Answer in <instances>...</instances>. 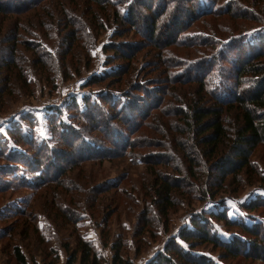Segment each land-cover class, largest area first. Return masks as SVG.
Instances as JSON below:
<instances>
[{
	"label": "rangeland",
	"instance_id": "1",
	"mask_svg": "<svg viewBox=\"0 0 264 264\" xmlns=\"http://www.w3.org/2000/svg\"><path fill=\"white\" fill-rule=\"evenodd\" d=\"M109 1L97 6L90 0H38L39 5L34 9L20 14L14 11L0 14V147L12 150L13 140L7 136L8 129L15 128L14 131H28L39 147H54L60 168L76 160V165L62 179L43 182L44 188H38L35 181L39 171L31 174L17 165L5 173L8 176L4 174L2 184L6 188L0 191V264H17L13 247L20 248L27 264H66V249H76L78 240L89 244L96 264H114L115 244L120 246V256L126 264H146L162 252L169 239L176 238L180 230L189 229L191 220L201 214L216 215L225 211L229 220H242L248 225L264 222L263 205L251 211L254 220L241 210L245 204L264 198V143L252 151L250 168L235 176L229 175L221 183L220 171L211 172L206 168V160L198 154L200 148L193 151V139L176 130L180 123L170 110L173 106L170 102L174 103L175 98L186 100L196 85L183 81L175 87L165 82L163 70L152 65L157 62L156 51L144 47L149 27L148 20L142 23L140 16L146 11L140 7L135 29L130 31L129 23H121L119 16L129 17L128 9L135 0ZM158 1L154 0V12L160 9ZM210 2L214 1L190 0L181 5L210 9ZM252 4L247 6L248 11L260 20L258 24V20L253 24L255 20L251 19L233 24L227 17L213 16L190 22L183 17L184 13L175 14L179 21L190 22L187 27L190 29L182 37L189 43L199 41V44L170 47L162 52L167 53L166 60L173 59L177 64L178 68L171 74H196L207 69L203 63L211 59L213 49L207 47L213 39L209 36L225 42L233 31L255 30L264 24V14L256 8L261 5L256 1ZM1 5L4 9L9 7L7 3ZM239 6L246 7L241 2ZM260 29L256 36L262 37V44L264 27ZM157 31L159 42L169 40L165 29L160 27ZM196 32L198 36L191 37ZM187 34L193 35L185 37ZM13 40L16 42L12 43ZM112 48L120 54L131 50L134 58L123 64L114 57ZM197 60L204 61L198 64L199 71L190 67ZM6 63L8 66H4ZM107 74L115 80L93 83L95 77L103 78ZM138 84L145 89L161 88L162 92H168L172 86L177 91L175 96L149 93L153 99L149 102L144 100L145 92L141 88L135 91L134 86ZM124 97L136 99L133 100L135 107L126 114L125 125L118 119L123 117L121 112L111 116L112 111L104 108L106 101L115 100L118 106ZM94 109L102 110L99 116L94 113L92 116ZM235 116L234 112L225 115L226 128L232 127ZM102 117L108 118V122H101ZM67 127L74 130L73 137L90 145L92 151L79 153L78 146L77 152L71 154L68 146L73 133L62 135ZM116 131L126 138L119 139L114 134ZM129 140L140 145L130 149L125 145ZM19 149L21 155L24 150L30 151L28 146L21 145L13 152ZM43 159L48 161L47 157ZM188 160L193 161L192 168L187 165ZM157 162L162 166L153 164ZM5 163L0 158V167ZM60 172L59 169L56 174ZM13 174L19 179L15 180ZM161 176L168 180L177 178L181 186L179 192L173 193L174 205L166 217L155 200V184ZM25 179L31 182L30 187L21 185ZM220 184L223 185L219 189ZM29 213L35 219L31 225L23 217ZM206 219L221 241L231 240L234 233H240L236 228H227L222 221ZM195 250L218 264H262L244 261L241 257L221 260L220 251L210 245ZM79 254L76 264H81Z\"/></svg>",
	"mask_w": 264,
	"mask_h": 264
},
{
	"label": "trees",
	"instance_id": "2",
	"mask_svg": "<svg viewBox=\"0 0 264 264\" xmlns=\"http://www.w3.org/2000/svg\"><path fill=\"white\" fill-rule=\"evenodd\" d=\"M187 1L189 2L190 0H159L157 4L160 6V9L154 12L152 8L156 1L135 0V2L132 3V7L128 9V12H130L128 14L129 17L124 14L120 15L119 21L121 23H129L130 31H132V29H135L138 13L141 10L146 11L145 15L140 16V18H142V23L146 19L148 20L146 25L149 27L146 31L148 32V41L144 42V47L152 48L156 51L157 62L152 64L155 66L154 68L157 70L162 69L163 71L161 72L164 73V81H169L172 86H180L183 81L196 85L195 91H191V95H189V98L186 100L180 101L178 98H175L177 100H175L174 103L170 102L173 104L170 110H172L174 118H177L181 126H176V130L182 134L187 133L193 139L195 143V149L193 151H197V149L200 148L198 154L200 153L206 160V168H209L211 172L219 170L222 175V183L229 175L235 176L244 171V169L250 168L252 151L259 144L264 143V42L260 44L262 37L256 36V32L262 30L260 28L264 27V24L260 23L262 25H259V28L255 30L240 29L239 31L236 30L237 32L233 31L232 34H229V38L224 40L225 42H222L221 40L223 39H220V37L215 34V32L222 31L214 29V34L220 41L218 42V40H215L214 38L216 37L213 36H209L213 38L211 42L205 38V40L209 41L207 47L210 46L213 49H211V59L207 64L203 63L207 69L200 73L197 72L194 74L190 72L184 74V72H176L172 75L171 71L178 68L176 67L177 64L173 59H171L170 62L168 59L166 60L167 53L163 55L162 52L170 47L178 49L182 46H195L199 42H196L198 38L193 39L196 43H189L182 36L190 29L187 27L191 21L194 22L204 16H213L216 18L227 17L228 21L233 24L250 19L255 20L253 23L255 24L258 20L256 23L258 24L260 20L255 19L253 13L248 11L249 8L247 6H250L256 1V3L261 5L256 7L257 10L259 13L264 14V0H213L214 2L209 3V6L211 5L210 9H193L192 6L185 8V5L182 6L181 4L187 3ZM90 2L98 6L102 3L107 4L110 1L90 0ZM136 2L138 9H136L137 7L135 6ZM240 2L246 7L239 6ZM5 3H7L9 7L4 9L1 7V4ZM13 5L17 6V8L13 7ZM37 5H39L38 0H5L0 3V14L5 13V11H14V14H20L34 9ZM253 5L254 4H252V6ZM213 6L214 8H212ZM140 7L141 10H139ZM182 13H184L183 17L189 18V23L188 21H179L177 17H174L175 14H179L180 16ZM160 27L165 29L169 40L159 42V40L156 39L157 30ZM168 28L169 33L167 31ZM197 33L199 32H196L195 35L187 34L185 37L191 35H193L191 37H195L198 36ZM252 37L254 38L252 39ZM248 40L249 44L246 43ZM15 42L16 40L12 41V43ZM201 42L203 44L207 43L205 41ZM111 50L114 52V57L123 61V64L128 62L129 59H133L135 55L132 54L131 50L121 54L116 52L113 48ZM200 62L204 61L197 60L195 63H192L190 67L192 69L196 67V71H199L198 64H200ZM4 66H8V64L6 63ZM113 73L115 72L113 71ZM124 74L125 73L122 75ZM108 76L109 74H107V77L103 76V78L101 76L95 77L93 83L100 84L105 80H109L110 77ZM119 76L118 74V77ZM110 80H115V78ZM6 82L7 80L4 81V83ZM86 86H88V84H86ZM172 86L168 92L160 91L161 88H158V91L155 87L152 89H149V87L145 89L143 85L140 84L134 87L136 89L135 91H139L141 88V92H145V97L147 98L144 100H150L149 102H151L153 99L149 96V93L156 92L155 96H159L158 93H167V95L170 94L175 96V91L177 90H175V87L172 88ZM139 95L140 93L137 96ZM137 96L134 97L139 99ZM202 96L205 97L203 98ZM196 98H198V100ZM133 100L136 99L133 98L131 100V98L124 97L121 99L118 106H116L115 100L106 101L104 108L106 111H112V113H110L112 114L111 116H115L116 112H121L123 117H119L118 119L125 125L127 112L133 110L131 107H135ZM158 101L159 99H157V102ZM74 104H76V101H74ZM84 104L85 99L83 98V107ZM83 107L80 108V110L82 109V113L84 112ZM99 111L102 110L97 109L94 112L91 111L92 116H94L93 113L99 116ZM228 112H234L236 115V121L232 124L231 128H226L225 125V115L228 114ZM91 114L89 113L88 117H90ZM107 120L108 118L102 117L101 122H108ZM14 129L15 128L8 129L9 134L7 136V138H12V144H14L13 148L15 149L21 145H26L29 147L28 150L30 151L27 152V150H24L23 155L25 156H23L20 153V149L16 153L13 152V148L7 151L6 149L2 150L0 147V158L6 162L4 166L0 167V191L6 188V186L3 185L4 183L2 184V178L5 177V175L8 176L5 173L9 171L10 168L14 169L17 165L20 166L22 170L30 171L29 173L31 174L32 172L39 171L40 175L35 177L38 188H44L46 183H53L57 178L59 180L62 179L63 175H65L71 167L76 165L74 164L76 162L74 159V162L72 161L73 163L66 162L67 167H65L66 164L63 163L65 165L64 168H60V165L56 162L57 159L54 147L51 148L49 146L46 149H44V145L39 147V144L36 145V143H34L32 135H29L28 131H14ZM64 129L62 135L65 134L66 136H70L71 132L74 131L70 127ZM230 132H232L231 135L229 134ZM72 133L71 136L73 137L75 133ZM114 134L117 135L119 139L125 137L118 131ZM130 138V136H127V139ZM71 141L72 142L68 146V149H70L68 151H71V154L77 152L75 148L78 146H80L78 148L79 153L92 151L91 147H89L90 145L85 144L84 141L80 142L76 137H73ZM126 143L127 147L129 146L130 149H135L140 145L138 142H131V140H129V144L125 142V145ZM126 148L124 151H126ZM183 150L184 149H181V151ZM29 152H31L30 154H32V156L28 155ZM42 154L45 156H42ZM43 157H47L48 161L46 162ZM189 157L190 156H187L188 159H190ZM153 164L162 166L160 162ZM187 165L192 168L194 166L193 161L188 160ZM59 169L62 170V172L58 173V175L56 173ZM13 176L15 180L19 179L18 175L13 174ZM22 182L21 185L23 188L30 187L29 184L31 182L26 181V179ZM55 185H57V182ZM220 185L219 189L223 184ZM155 186L156 205L162 215L166 217L167 211L174 205L172 200L173 193L179 192L181 189L179 180L177 178L168 180L161 176L157 178ZM54 187L57 186H53V188ZM55 190L56 189L52 192ZM249 205H252L251 208H249ZM259 205L264 206V198L258 202L248 203L242 206V213L247 215L250 220H254L251 211H254ZM224 212L225 211L218 212L216 215L209 212L194 218L191 220L189 229L184 228L180 230L177 237L169 239L162 252L158 253L157 256L153 257L146 264H218L211 258L205 255H198L197 252H195V249L202 245H210L212 248L218 249L220 251L218 255L221 260H232L236 257H241L244 261L248 260L264 264V222L263 224L248 225L242 220H229L226 217L227 214ZM28 215L31 218H29ZM28 215H24L23 217L29 220L27 222L31 225L32 222H35V219L32 218L31 213ZM207 217L222 221L224 226L230 229L236 228L240 233L233 232L234 235L231 237V240L225 242L221 241L219 237L212 232L210 224L206 219ZM26 226H28V223ZM76 246L77 248L74 250L69 248L66 249L68 255L66 264H76L78 253H80L79 261L81 264H96L95 254L86 241L83 242L82 240H78ZM113 253L114 264H126L120 256L119 245H114ZM12 255L17 264H27L20 248L13 247Z\"/></svg>",
	"mask_w": 264,
	"mask_h": 264
}]
</instances>
